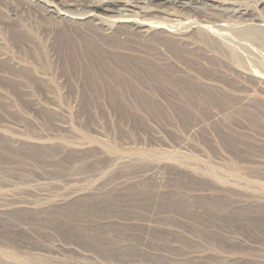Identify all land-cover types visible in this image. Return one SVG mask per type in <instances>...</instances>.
Returning a JSON list of instances; mask_svg holds the SVG:
<instances>
[{"label": "rangeland", "instance_id": "rangeland-1", "mask_svg": "<svg viewBox=\"0 0 264 264\" xmlns=\"http://www.w3.org/2000/svg\"><path fill=\"white\" fill-rule=\"evenodd\" d=\"M74 1L0 0V264H264V33Z\"/></svg>", "mask_w": 264, "mask_h": 264}, {"label": "bare ground", "instance_id": "bare-ground-1", "mask_svg": "<svg viewBox=\"0 0 264 264\" xmlns=\"http://www.w3.org/2000/svg\"><path fill=\"white\" fill-rule=\"evenodd\" d=\"M45 6L49 9V11H54L58 9L61 5V8H64L65 11H70V9H77L78 3L74 0H41ZM87 1V0H86ZM122 0H111L108 3L101 6V9L104 12H113L116 7L121 3ZM159 1L163 4H176L181 8L188 10H198L199 8H207L210 10H220L223 15H227L231 20L236 18V22L242 23V26L239 28L241 33L247 37L252 38V36L257 35L258 33H264V27L261 25L255 24L256 20H260L259 13L254 11L250 4H247L246 0H220L218 4H216L217 0H155ZM90 6L96 7L98 6L97 0H88ZM87 2V3H88ZM264 5V0H261ZM158 3V2H157ZM100 8V7H99ZM64 13V12H63ZM85 17H94L97 15L92 12L82 13ZM82 14L78 16V18H82ZM83 19V18H82ZM132 21V20H131ZM136 23V22H134ZM140 26H146L148 23L140 22L138 23ZM159 27V26H158Z\"/></svg>", "mask_w": 264, "mask_h": 264}]
</instances>
